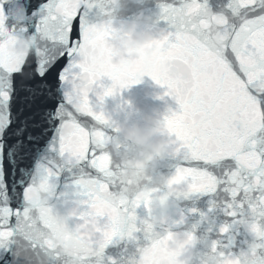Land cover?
<instances>
[{
	"label": "snow or ice",
	"instance_id": "snow-or-ice-1",
	"mask_svg": "<svg viewBox=\"0 0 264 264\" xmlns=\"http://www.w3.org/2000/svg\"><path fill=\"white\" fill-rule=\"evenodd\" d=\"M82 2L0 0V264H105L113 238L132 236L135 208L150 210L153 192L129 199L112 190L108 138L92 122L107 117L88 93L103 76L113 83L101 100L145 74L180 106L164 123L174 151L184 150L169 187L215 192L212 168L223 165L225 212L254 236L233 251L225 223L200 264H264V0H227L218 12L208 0L162 4L174 31L154 41L159 56L149 64L114 63L115 30L82 22ZM213 13L223 21L221 43L204 23ZM168 63L179 73L160 67ZM177 236L153 239L138 264H182L169 249ZM182 238L196 243L192 232Z\"/></svg>",
	"mask_w": 264,
	"mask_h": 264
},
{
	"label": "water",
	"instance_id": "water-1",
	"mask_svg": "<svg viewBox=\"0 0 264 264\" xmlns=\"http://www.w3.org/2000/svg\"><path fill=\"white\" fill-rule=\"evenodd\" d=\"M42 2L43 0H32L34 6L37 7ZM180 3L181 0H143L142 3L137 0H121L122 7L113 8L111 4L102 5V0H83L80 19L87 24L98 25L102 19L106 18V9L113 8L117 19L112 22L111 26L118 35L122 25L132 22L137 16H149L155 23L147 30L156 38H160L162 33L174 31L169 22L161 19V5H179ZM226 3L227 0H208V6L213 12L224 10ZM144 28L145 26L142 24L137 25L138 31ZM30 31H34V28ZM43 42L59 44V41H48L47 39ZM110 43H115V39H111ZM112 83L111 78L103 76L92 85V89L88 93L94 111L103 112L107 117L106 123L92 120L94 126L104 131L108 138L106 151H108V145L112 138L121 134L122 125L143 123L146 117L151 116L164 127L165 117L171 115L172 112L180 111L176 98L167 94V87L157 83L148 74L143 75L137 83L124 88L117 86L118 91L112 95L104 96L101 100L99 94L112 86ZM163 137L175 139L174 135L169 134L166 129ZM183 155V149L179 152L165 153L157 163L154 175L173 176L177 167L182 163ZM111 167L114 169L115 165L111 164ZM212 171L221 180L217 190L215 192H189L185 195L181 189H186L187 185L181 186L170 197L176 201L175 211L163 223L152 222L151 211L143 203L136 207V230L130 237L125 235L113 238V241L105 248V264H138L141 250L150 246L153 239L159 238L169 231L181 238L185 232H192L197 238L207 236L209 241L217 239L219 228L225 223L232 225L230 231L235 235V246L232 250L246 249L248 244L254 240V236L247 230L246 225L233 224L234 218L225 212L226 202L231 199L222 182L226 169L221 165L218 168L213 167ZM121 187L122 185L117 183L112 186V190L118 193ZM167 190V184L161 185L156 192L152 193L153 199L163 195ZM56 210L61 215L66 212L63 205H57ZM145 221L152 224L151 232L145 231L147 227ZM191 251L194 259L197 255L203 258L208 252V248L197 239Z\"/></svg>",
	"mask_w": 264,
	"mask_h": 264
},
{
	"label": "clouds",
	"instance_id": "clouds-1",
	"mask_svg": "<svg viewBox=\"0 0 264 264\" xmlns=\"http://www.w3.org/2000/svg\"><path fill=\"white\" fill-rule=\"evenodd\" d=\"M143 2V0H137ZM111 4L113 8L122 7L121 0H102V5ZM113 8L106 9L107 16L99 24L111 23L117 19ZM212 20H205V26L212 39L221 43L223 40L220 25L222 19L219 14L213 13ZM155 21L149 16H137L135 20L121 26L119 34L115 36V43H111L116 55L114 63L126 62L134 64L142 61L144 64L151 63L159 56V49L154 46L156 38L148 28ZM144 25L145 28L137 30V25ZM96 25V24H93ZM171 73L178 74L179 69L168 63L160 66ZM165 127L151 116L145 118L143 123L122 125L121 134L112 138L108 145V153L112 169L114 184H121L120 193L127 198H135L146 191L156 192L163 184L168 185V190L150 203L152 222L163 223L169 219L175 211L176 201L170 199L177 192L178 187H169L171 177L154 175L157 163L163 155L174 151L176 143L174 139L164 138ZM194 235V234H193ZM195 236V235H194ZM196 237V236H195ZM208 248V237H196ZM189 242L181 237H174L169 245L173 262L177 257L187 264H200L202 258L198 255L194 259L190 247H185Z\"/></svg>",
	"mask_w": 264,
	"mask_h": 264
}]
</instances>
